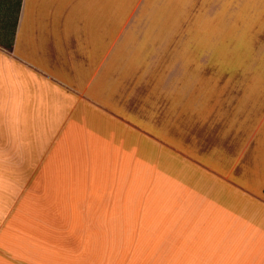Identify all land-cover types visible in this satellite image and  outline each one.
I'll return each instance as SVG.
<instances>
[{
	"label": "crops",
	"instance_id": "1",
	"mask_svg": "<svg viewBox=\"0 0 264 264\" xmlns=\"http://www.w3.org/2000/svg\"><path fill=\"white\" fill-rule=\"evenodd\" d=\"M111 1L69 0L62 21L25 23L21 0L16 26L14 8L0 25V264H91L96 248L64 235L63 221L122 222V238L184 264H264V0H209L205 13L203 0H127L126 12L152 14L157 36L178 27L154 14L182 6L183 34L165 44L185 60L233 61L244 46L250 63L235 75L245 84L196 86L183 72L134 103L122 78L110 82L122 66L94 85ZM197 11L205 20L187 21Z\"/></svg>",
	"mask_w": 264,
	"mask_h": 264
},
{
	"label": "rangeland",
	"instance_id": "2",
	"mask_svg": "<svg viewBox=\"0 0 264 264\" xmlns=\"http://www.w3.org/2000/svg\"><path fill=\"white\" fill-rule=\"evenodd\" d=\"M17 1L14 0V3ZM67 1L69 0H25L24 21L25 23L30 21L45 23L50 20L60 22L62 21V6ZM126 1H111L109 32L106 31L104 38L95 50L94 67L97 68L98 64L102 63V68L94 79L95 86L99 84L104 73L108 72L109 64L115 65L116 68L122 66L121 73L114 78L111 77L110 82L114 85L117 83L116 80L118 78H122V98H126L131 103L146 102L159 96L164 90L166 91L168 86H174L176 82L181 81L183 72L191 73V76L185 78V81L196 86H234L245 84V78H237L235 75L242 71L246 72L249 68V61L240 60L246 47H238L240 51L236 53L240 54L236 55L233 61L218 62L213 54L207 56L208 60L199 61L202 58V52L196 51L193 54H189L187 60H185L183 46L165 44L170 41L168 38L172 39L171 41H177V34L181 33V36L183 34L181 29L184 16H182V6H171L172 9H170L168 14H154L155 23L159 20L164 22L162 26L178 27L177 30L168 29V34L166 33L167 30H160L157 36L156 32L152 31L153 25H155L152 23V14H130L126 11L130 9L132 4L125 3ZM181 1L183 5L184 0ZM208 3H210L209 0H203L201 7L199 6L198 8L205 13L206 9L209 8ZM6 4L7 2L0 0V25L4 24L7 18L12 19L13 7L10 6L7 12L8 7ZM203 13L197 11L193 17L191 14H187L185 17L187 21L200 22L205 20L202 17ZM72 15L73 11L66 16L64 21L75 22V20H72ZM204 47L205 45L202 49ZM207 47L213 48V51L217 48L213 46ZM219 55L220 53L217 49L216 58ZM111 72L113 71H110V74ZM195 73L196 75L201 73L203 76L199 77L197 75V77H194ZM225 75L229 76L225 77ZM199 91L200 89L198 88L192 95V107L190 104L192 116L195 111L199 112L200 110V102L197 103L193 99L195 96L198 99ZM262 107H264V104L261 106V110H263ZM253 118L260 120L261 114L258 115V111H256V115ZM258 137H261V133ZM59 225L64 235H69L72 229L78 231L79 237L75 236L72 240L76 241V244L84 245L85 240H88V244L96 248V252L87 257L88 260L92 261L91 264H184L182 254L152 252V242L148 238H122V222L84 223L63 221ZM76 231H72L73 235ZM67 240L69 238H64V244ZM102 247H104L105 253L101 252L102 250L100 249ZM83 259L85 258L83 257ZM84 261H79L78 264H85ZM68 264L72 263L68 262Z\"/></svg>",
	"mask_w": 264,
	"mask_h": 264
},
{
	"label": "trees",
	"instance_id": "3",
	"mask_svg": "<svg viewBox=\"0 0 264 264\" xmlns=\"http://www.w3.org/2000/svg\"><path fill=\"white\" fill-rule=\"evenodd\" d=\"M5 1V3L7 2L6 6H11L14 8V11H15V21H14V25L16 26V23H17V18H18V12H19V8L21 6V0H18L16 3H14V0H3ZM14 3V4H13ZM12 44L8 45V48L9 49H12Z\"/></svg>",
	"mask_w": 264,
	"mask_h": 264
}]
</instances>
